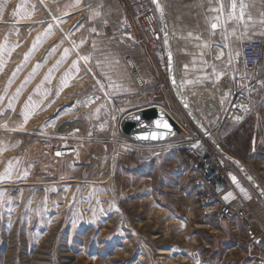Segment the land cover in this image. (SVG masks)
Returning a JSON list of instances; mask_svg holds the SVG:
<instances>
[{
	"label": "rangeland",
	"instance_id": "1",
	"mask_svg": "<svg viewBox=\"0 0 264 264\" xmlns=\"http://www.w3.org/2000/svg\"><path fill=\"white\" fill-rule=\"evenodd\" d=\"M176 1H160L168 33L199 51L177 71L179 98L264 186V89L242 121L222 118L243 22ZM130 22L122 0H0V264H254L243 229L197 197L183 132L151 144L123 132L146 106Z\"/></svg>",
	"mask_w": 264,
	"mask_h": 264
},
{
	"label": "built area",
	"instance_id": "2",
	"mask_svg": "<svg viewBox=\"0 0 264 264\" xmlns=\"http://www.w3.org/2000/svg\"><path fill=\"white\" fill-rule=\"evenodd\" d=\"M122 1L131 20L122 31L127 36L135 35L129 50L148 53L152 59L147 74L135 66L132 57L127 59L137 87L146 98V105L161 106L183 132L184 140L178 143L185 149L189 166L197 177L196 191L201 204L215 213L218 221L230 223L233 233L243 229L253 263L264 264L263 184L249 174L245 164L225 150L203 122L190 115L181 102L172 81L173 55L158 0ZM203 7L207 8L208 4L204 3ZM154 13L157 14L155 19ZM240 58L243 70L230 78L231 90L222 114L223 119L236 122L245 118L250 112L251 101L264 89V39H244ZM60 151L65 152L64 149ZM193 257L194 261H201L199 253Z\"/></svg>",
	"mask_w": 264,
	"mask_h": 264
},
{
	"label": "crops",
	"instance_id": "3",
	"mask_svg": "<svg viewBox=\"0 0 264 264\" xmlns=\"http://www.w3.org/2000/svg\"><path fill=\"white\" fill-rule=\"evenodd\" d=\"M160 1L161 0H158V3H160ZM178 2L195 8H200V10L204 11L218 9V17L224 22H240V24L243 22L242 25L235 26L234 28V39L239 45H241V42L247 38L264 39V0H235L237 7L234 13L231 7L233 0H178ZM204 3L208 4L207 8L203 7ZM241 3L245 5L243 8V19H240ZM178 17H180V14L175 13V20H177ZM248 17H251V19H248ZM228 31L230 32V28H228ZM196 42L197 37L193 34L188 35V32L186 31L184 33L183 30L178 29L173 33H169V43L173 55V72L177 83H179L177 71L191 67L189 63L194 61L192 58L199 52L198 49L195 48ZM223 46L224 44H222L221 47V54H223L224 51ZM240 53L241 51H238L237 53L232 52L230 56L228 65L230 69L229 73L231 74L230 77L239 74L241 71L242 64ZM211 54L214 56L213 52H207V58H210ZM133 60L142 73H149L151 70L152 59L148 53L136 52L133 55ZM201 63L203 62L201 61ZM201 67H204L203 64H201ZM208 67L209 66H207V69ZM206 80L208 82V77H206Z\"/></svg>",
	"mask_w": 264,
	"mask_h": 264
},
{
	"label": "water",
	"instance_id": "4",
	"mask_svg": "<svg viewBox=\"0 0 264 264\" xmlns=\"http://www.w3.org/2000/svg\"><path fill=\"white\" fill-rule=\"evenodd\" d=\"M172 65V81L174 84V88L177 94H180V88L176 82V78L173 72ZM183 105L187 108V103L184 99H180ZM188 109V108H187ZM189 110V109H188ZM163 117L164 120L168 122L170 125V131L165 135L163 139H140V137L145 136L151 132L163 131L162 129L157 128L155 121L161 119ZM121 127L123 132L128 137L139 143L151 144L163 142L171 139L178 132L179 128L174 121V119L169 115V113L164 110L159 105H146L144 107L134 109L132 111L127 112L123 115L121 119Z\"/></svg>",
	"mask_w": 264,
	"mask_h": 264
},
{
	"label": "snow or ice",
	"instance_id": "5",
	"mask_svg": "<svg viewBox=\"0 0 264 264\" xmlns=\"http://www.w3.org/2000/svg\"><path fill=\"white\" fill-rule=\"evenodd\" d=\"M78 2V0H77ZM231 7L233 9V13L235 12V9L237 7L235 0H233ZM241 7V12H240V19L244 18V13H243V8L245 7V5H243V3H241L240 5ZM222 8V5H221ZM248 19H251V17H248ZM218 25L213 23L212 24V28L215 29ZM65 87H67V83L64 84ZM90 102H94V101H90ZM96 111H99V109H97ZM30 118V114H25L24 115V121L25 123L27 122V120ZM155 124L157 126V128L162 129L163 131H158V132H151L145 136L140 137V139H144V140H148V139H152V140H156V139H163L165 137L166 134H168V132L170 131V125L168 124V122L166 120L163 119V117H161V119L155 121ZM57 155H61V153H57ZM10 178V177H9ZM233 179L235 180V177H233ZM228 196H231V193L228 194ZM228 197L226 196V199Z\"/></svg>",
	"mask_w": 264,
	"mask_h": 264
},
{
	"label": "trees",
	"instance_id": "6",
	"mask_svg": "<svg viewBox=\"0 0 264 264\" xmlns=\"http://www.w3.org/2000/svg\"><path fill=\"white\" fill-rule=\"evenodd\" d=\"M233 139H234L235 141H239L237 137H234ZM242 148H243V146H242ZM241 150H242V149H241ZM241 150H240V151H241ZM178 153H179V156H180V158H181L182 163H183V164H188V163H189V161H188V155H187L185 149H179V150H178Z\"/></svg>",
	"mask_w": 264,
	"mask_h": 264
},
{
	"label": "bare ground",
	"instance_id": "7",
	"mask_svg": "<svg viewBox=\"0 0 264 264\" xmlns=\"http://www.w3.org/2000/svg\"><path fill=\"white\" fill-rule=\"evenodd\" d=\"M161 13L163 14L162 8H161ZM169 47H170V44H169ZM170 51L172 52L171 47H170ZM173 68H174V67H173ZM134 146H135V145H134ZM69 151H70V150H65V152L62 151V154H63V153H69Z\"/></svg>",
	"mask_w": 264,
	"mask_h": 264
}]
</instances>
